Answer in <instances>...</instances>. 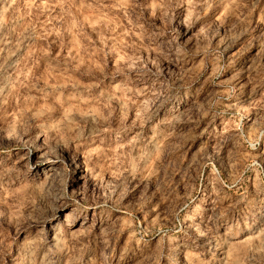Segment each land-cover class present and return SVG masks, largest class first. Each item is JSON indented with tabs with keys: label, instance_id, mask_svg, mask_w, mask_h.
Wrapping results in <instances>:
<instances>
[{
	"label": "rangeland",
	"instance_id": "rangeland-1",
	"mask_svg": "<svg viewBox=\"0 0 264 264\" xmlns=\"http://www.w3.org/2000/svg\"><path fill=\"white\" fill-rule=\"evenodd\" d=\"M0 264H264V0H0Z\"/></svg>",
	"mask_w": 264,
	"mask_h": 264
}]
</instances>
